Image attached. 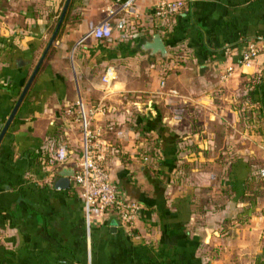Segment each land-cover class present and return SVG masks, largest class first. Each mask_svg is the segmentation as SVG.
<instances>
[{"label": "crops", "instance_id": "0c3cea01", "mask_svg": "<svg viewBox=\"0 0 264 264\" xmlns=\"http://www.w3.org/2000/svg\"><path fill=\"white\" fill-rule=\"evenodd\" d=\"M66 1L0 0V136L46 54L0 143V264H264V0H172L186 9L168 22L160 0L134 13L71 0L47 51ZM111 12L112 38L90 36ZM157 34L168 61L143 49ZM80 100L108 108L92 128L112 180L144 206L135 237L113 214L89 228L72 180L57 188L82 156Z\"/></svg>", "mask_w": 264, "mask_h": 264}, {"label": "built area", "instance_id": "2783aa9c", "mask_svg": "<svg viewBox=\"0 0 264 264\" xmlns=\"http://www.w3.org/2000/svg\"><path fill=\"white\" fill-rule=\"evenodd\" d=\"M137 0H127L119 6L118 12L128 10L132 13L133 5ZM186 9V4L181 1L160 0L157 4L155 15L158 19L168 22L182 13ZM115 12H111V16L99 23L91 32L90 36L97 39L109 40L113 36L112 17ZM259 53L258 43L252 41L248 43L241 55L240 65L243 68H251L254 66ZM173 65L179 66L182 62V56L174 58ZM235 73L233 66H228L222 77L223 82L229 81ZM117 78L115 71L108 68L103 77V83L106 90L109 91L110 85ZM166 85L165 79L162 78L161 88ZM152 104L146 105L151 108ZM80 109V123L82 129V156L78 164L74 167V175L71 178L74 187L78 190L79 196L83 201V208L86 223L89 228L95 223H100L103 218L109 214H113L117 219L118 226L124 229L129 236L138 235V225L143 218L144 206L132 200L120 186L112 180L110 171L105 165V156L109 151L110 145L102 143L100 138L103 131L99 128H92V120L99 113L108 111L106 106L99 104L92 106L87 110L80 100L78 102ZM128 113L130 111L128 110ZM119 135L123 136L124 132ZM137 138L142 135L135 132ZM148 161L147 157H144ZM57 168L64 167L69 162V153L66 148L60 147L53 160ZM260 175L264 178V169ZM90 264V262H89Z\"/></svg>", "mask_w": 264, "mask_h": 264}, {"label": "water", "instance_id": "95a60500", "mask_svg": "<svg viewBox=\"0 0 264 264\" xmlns=\"http://www.w3.org/2000/svg\"><path fill=\"white\" fill-rule=\"evenodd\" d=\"M70 2H71V0H67L66 3H65V6L63 8V11H62V14H61V17H60V21H59L58 26H57V29H56L55 33L53 34V36L51 38V41L49 43L47 51L51 48V46L54 44V42L57 39V36L59 34V31H60V28H61V26L63 24L64 18L66 16L67 11H68ZM143 49H144L145 52H150V54L152 56L160 55L162 58H164L167 61L170 60V58H171V54H169V52L167 50V47H166L162 37L160 35H158V34L155 35L152 38L151 41L146 42L144 44V48ZM45 56H46V54L44 55V57L40 61L39 65L37 66V69H36L35 73L33 74L28 86L26 87L25 92H24L21 100L18 102L13 114L11 115L8 123L6 124L5 128L3 129L2 134L0 136V143H1L2 139H3V137L5 136V134H6L7 130H8V127L10 126L12 120L14 119V117H15L17 111H18L19 106L21 104V101H22L26 91L28 90V88H29V86L31 84V81L34 79V77L37 74L40 66L42 65ZM63 170L61 172H59V175L61 176V178L57 182V188L68 189V188H70V185H71V178L74 175V168H64Z\"/></svg>", "mask_w": 264, "mask_h": 264}, {"label": "trees", "instance_id": "16d2710c", "mask_svg": "<svg viewBox=\"0 0 264 264\" xmlns=\"http://www.w3.org/2000/svg\"><path fill=\"white\" fill-rule=\"evenodd\" d=\"M175 56H180L179 52ZM263 79V78H262ZM255 86V85H254Z\"/></svg>", "mask_w": 264, "mask_h": 264}]
</instances>
